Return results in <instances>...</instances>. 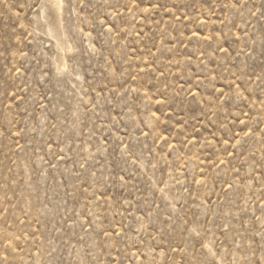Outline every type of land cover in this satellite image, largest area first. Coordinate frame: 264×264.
Returning a JSON list of instances; mask_svg holds the SVG:
<instances>
[{"label": "rangeland", "instance_id": "374dc122", "mask_svg": "<svg viewBox=\"0 0 264 264\" xmlns=\"http://www.w3.org/2000/svg\"><path fill=\"white\" fill-rule=\"evenodd\" d=\"M0 264H264V0H0Z\"/></svg>", "mask_w": 264, "mask_h": 264}]
</instances>
